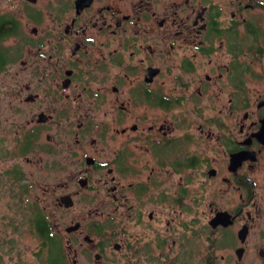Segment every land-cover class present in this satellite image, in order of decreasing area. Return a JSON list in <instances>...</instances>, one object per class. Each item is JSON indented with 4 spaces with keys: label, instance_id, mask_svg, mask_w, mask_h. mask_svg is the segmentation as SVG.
<instances>
[{
    "label": "flooded vegetation",
    "instance_id": "obj_1",
    "mask_svg": "<svg viewBox=\"0 0 264 264\" xmlns=\"http://www.w3.org/2000/svg\"><path fill=\"white\" fill-rule=\"evenodd\" d=\"M15 6L0 264H264V0ZM3 187L35 255H4Z\"/></svg>",
    "mask_w": 264,
    "mask_h": 264
},
{
    "label": "rangeland",
    "instance_id": "obj_2",
    "mask_svg": "<svg viewBox=\"0 0 264 264\" xmlns=\"http://www.w3.org/2000/svg\"><path fill=\"white\" fill-rule=\"evenodd\" d=\"M16 1V2H15ZM15 3L17 4V0H0V15H10L14 12L16 6ZM42 3V2H41ZM40 1L37 2V5L41 4ZM33 7V6H32ZM24 18L21 17V20ZM11 38L6 39V41L3 42V45L9 49H11ZM10 64L6 67L4 66L3 69H0V78L4 74L3 71L4 69H9ZM42 186H46V184H41ZM6 186V185H5ZM6 187H3L2 191V198H1V207L3 211L5 219L8 220V218L11 220L10 223H13L16 225V228H13V224H9V226L15 231L11 232L8 229V232L6 235L8 237L10 236L12 239V242L4 243V255H9V254H16L20 256H32L35 255L38 249V239L36 236H33L28 233V227H29V222L26 220V215L24 212V203L22 202L21 199H17L16 195H8ZM14 191V190H13ZM40 189H37L34 187L33 193H39ZM30 197L31 200L35 199L37 195H27V197ZM42 195H40L41 197ZM77 202L75 203L74 206V212L77 210H80L83 205L85 204H90L92 198H90V195H81L77 197ZM53 209V207H51ZM58 210V209H57ZM56 208H54V211L59 217L60 221H63L65 223L68 222L69 218L68 217H61L63 213L59 212L57 213ZM70 214V213H69ZM7 221H3V224H8L6 223ZM10 228V229H11ZM6 237V236H5ZM7 239V238H5Z\"/></svg>",
    "mask_w": 264,
    "mask_h": 264
},
{
    "label": "trees",
    "instance_id": "obj_3",
    "mask_svg": "<svg viewBox=\"0 0 264 264\" xmlns=\"http://www.w3.org/2000/svg\"><path fill=\"white\" fill-rule=\"evenodd\" d=\"M12 16L0 15V66H3L8 55L6 49L3 47V42L9 39L12 35ZM41 218V216H40ZM40 218L36 217V224L41 222ZM43 224V222L41 223Z\"/></svg>",
    "mask_w": 264,
    "mask_h": 264
}]
</instances>
